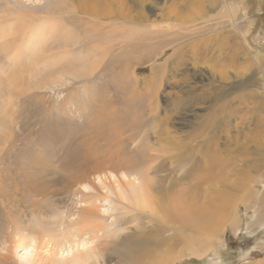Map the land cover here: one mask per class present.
<instances>
[{
	"label": "rangeland",
	"instance_id": "rangeland-1",
	"mask_svg": "<svg viewBox=\"0 0 264 264\" xmlns=\"http://www.w3.org/2000/svg\"><path fill=\"white\" fill-rule=\"evenodd\" d=\"M18 1L20 5L21 2L32 5L40 0ZM16 4L17 0H0V29L12 24L19 27L24 22L16 19ZM242 6L248 14L246 20H240L241 24L249 21V25L243 28L240 26L241 31L230 25L228 14L224 16L220 13L217 16L215 12L207 10L208 18H213L209 23L219 22L215 30L216 39L210 42V38L207 43L212 48L207 60L196 59L191 53L183 52V59H176L171 56L173 49L170 48L165 53L152 56L150 61H145L148 59L145 51L131 50L119 38L116 41L123 47L117 43L107 55L65 47V39L54 41L51 48L46 46L43 49L41 45L25 47L36 24L28 28V35L21 39L24 42L19 40L18 45L12 42L8 51L5 44L12 38L15 40L19 31L14 28L9 39L0 38V176L4 180L0 181V186H9L8 176L15 171L7 155L4 156V153H10L12 149L27 151L30 158L31 155L38 156L34 151L39 150V157L50 159L53 169L60 170L55 155V151L59 150L56 149L59 146L57 136L62 133L71 135L81 129L85 120L89 119V113L102 109L100 103L104 102L119 109L122 107L120 112L125 111L128 117L137 115L141 119L154 118L156 122H168L166 127L170 134L159 145L166 149V153H159L165 158V162L161 163L164 169L152 174L154 181L176 167L185 156L201 154L204 161L210 158L214 161L216 158L213 165L208 162L209 169L201 174V182L195 176L180 179L172 192H199L205 203H218L223 195L228 201L236 198L230 209L238 230L228 223L222 231V244L216 245L217 239L214 237H205L208 243L204 245V251L207 250L203 254L185 255L171 264H249L263 258L264 221L258 219V212L253 207H247L244 195L249 189L252 190L255 201L264 192V151L258 147L264 145V102L260 101L264 99V0H244ZM161 7L160 4L157 9H153L152 14H149L150 19H156L161 14ZM235 12L240 14V10ZM193 24V29L202 26L204 31L210 27L207 21ZM188 30L191 31L192 27ZM207 31L202 36H190L186 41L194 42L215 33ZM244 34L250 47L246 57L242 39ZM18 50L20 55L17 57ZM85 61H90V68L83 66ZM165 62L166 65L160 66L157 74L161 82L150 85L151 65ZM95 63L96 69L92 67ZM123 66L125 72L120 73ZM134 67L137 70L133 75ZM13 75L17 82L8 81ZM249 75L259 77L260 83L240 86L239 82ZM188 92L193 93L195 98L186 100L184 96ZM203 95L206 97L202 98ZM213 118H218L220 124L216 128L205 126L206 136L198 138L203 124ZM66 119L71 120L64 121ZM144 127L139 126L138 130ZM212 135H218L217 155H214L216 145L210 143ZM50 137L55 140H50ZM200 146L202 153L194 150ZM45 174L42 182L47 184L40 194L36 192V196L22 198V186L19 184L17 194L14 193V200L22 199L19 204L11 203L8 198L9 201H4L6 205H2L0 198V264L6 259V264H37L42 255L50 259L46 248L48 237L44 234H60L69 224L72 214L77 215L80 211L82 198L77 187L68 196L63 191L64 183L59 177L51 172ZM33 201L37 206H33ZM99 205V211L106 217V224H113L112 228L120 230L123 236L129 234L130 230L126 227L134 224L118 225L120 221H116L117 215L122 210L117 202L104 198ZM143 214L146 215L143 218L146 233L165 222L163 212L157 206L153 211ZM165 225L176 229L179 223L170 221ZM33 234H41L42 237L40 235L38 239ZM21 236H27L28 240L18 243ZM30 236L45 243L41 242L43 245L32 250ZM84 237L82 240L86 243L89 239ZM95 240L90 238L91 246H94ZM83 242L79 245L82 246ZM65 243L59 256L77 249V243L70 244L67 240ZM34 253L37 255L36 260H33ZM107 255L101 256V263L121 264L117 254H112L113 257L109 253Z\"/></svg>",
	"mask_w": 264,
	"mask_h": 264
},
{
	"label": "bare ground",
	"instance_id": "bare-ground-1",
	"mask_svg": "<svg viewBox=\"0 0 264 264\" xmlns=\"http://www.w3.org/2000/svg\"><path fill=\"white\" fill-rule=\"evenodd\" d=\"M41 1L33 2L32 5L21 2L20 5L17 0L18 12L15 16L17 20L24 22L19 27L12 24L0 29V38L8 37V39L14 28L19 31L15 40L12 38L5 44L7 51L12 42L13 45H18L19 40L24 39L27 34L28 28L36 24L29 37L27 36L29 40H26L25 47L41 45L43 49L46 46L51 48L54 41L59 42V39H65L63 40L66 42V44L64 42L65 47L70 46L72 49H81V51L92 50L96 54L107 55L120 39L131 50L145 51L146 58H148L145 61L151 60L152 56L156 57L157 54L165 53L170 48L173 49L171 56L176 59L182 60L181 53L183 52V54L191 53L196 59L198 57L207 60L206 58H209L212 51L207 43L210 38V42L216 39L217 31L215 30L219 24L218 21L209 23L213 18H208L207 10L215 12L217 16L220 13L224 16L228 14L230 25L236 30H240V26L243 28L244 25H249V21L246 24H241L240 21L247 19L248 14L247 10L242 8L244 0H222L221 2L220 0H43L42 3ZM170 2L171 4H168ZM160 4L162 5L161 14L157 15L156 19H150L149 14H152L153 9H157ZM235 10H240V14H236ZM36 13L38 15H35ZM206 21L210 24L208 31L206 29L204 31L202 26L193 29V23ZM190 27L193 31L188 30ZM206 31L215 33L195 39L194 42L186 41L188 37L201 35ZM242 39L245 44L246 54L244 56L246 57L250 47L245 34L242 35ZM21 41L24 42V40ZM199 46L202 51H199ZM120 47L123 46L120 45ZM19 53L18 50L17 57ZM166 63L151 65L150 85L161 82L157 74L160 66L164 67ZM95 65L96 63L92 67L96 69ZM83 66L90 68V61L83 62ZM125 69L123 66L120 73L125 72ZM136 70L137 67H134L133 75ZM259 79L255 75H249L239 83L240 86L243 84L251 86L252 83L258 85ZM10 80L12 83L17 82L14 75L9 77L8 81ZM186 95L184 97L188 101L195 98L193 93L188 92ZM204 95L202 98L206 97ZM260 101L263 103L264 99ZM101 105H103L102 109L89 113L90 117L87 120L84 119L85 122L81 129L71 135L62 133L59 137L57 136L59 146L56 149L59 150L55 151V155L60 170L59 168L58 170L53 169L50 159L39 157V150L34 151L38 156L31 155V158L27 151L19 149L4 153L15 171L8 176L10 177L9 186L6 187L7 184L0 186L2 205H6L8 198L14 204L21 202L22 199L14 200V193L19 190V184L22 186V198H29L36 192L40 194L47 184L42 182L47 172L54 173L63 181L64 189H62L68 196L73 193L75 187H77L78 194L81 193L82 207L77 215L72 214L66 228L60 234H44L48 237L46 248L50 259H45L43 255L39 256L40 260L37 264H96L101 263V256H106L108 253L111 257H113L112 254H117L121 264H171L185 255L203 254L207 250L204 251V245L208 243L205 237H214L217 239L216 245L222 244L224 237L222 231L228 223L233 229L238 230L230 209L236 198L228 201L223 195L218 203H205L199 192L190 190L172 192L180 179L195 176L199 178L200 183L201 174L209 169V163L214 164L216 158L214 161L212 158L204 161L201 154L185 156L176 167L169 169L167 174L160 175L159 179L154 181L152 174L164 169L162 164L165 158L159 153H166V149L165 146L159 147V145L170 134L166 127L168 122L166 120L156 122L154 118L141 119L137 115L128 117L125 111L120 112L123 110L122 107L119 109L104 102L100 103ZM70 120L64 121L69 122ZM219 124L218 118H213L207 124H203L197 137L206 136L205 126L216 128ZM139 126L145 127L138 130ZM44 136L49 138L47 135ZM217 137L218 135L210 137L211 145H216L214 155L219 153ZM50 138V140L54 139ZM258 147L262 152L264 151V145L260 144ZM194 150L202 153L201 146ZM158 161H160L159 164H156ZM0 181H4L2 176H0ZM244 196H246L247 207H253L258 212V219L264 221V192L255 201L253 200L255 195L250 189ZM104 198L111 199L117 202L119 207L121 206L122 211L116 219L117 222L120 221L119 226L134 224L126 227L130 230V232L127 230L129 234L123 236L120 230L112 228L113 224L105 223L106 217L99 211V202ZM33 206H37L34 201ZM156 206L163 212L162 218L166 223L163 222V225L154 230L149 229L150 231L146 233V225L143 222L146 215L143 213L153 211ZM19 207L21 208L20 205ZM170 221H178L179 226L174 229L173 226L165 225ZM169 231L171 232L166 234ZM188 231L191 232L187 233ZM40 235H37L38 239ZM34 236H30L29 239L32 241V250L45 243L43 240L37 241ZM84 236L89 239L86 243L82 240ZM90 238L97 240L94 241V246H91ZM25 240H28L27 236H21L18 243H23ZM66 240L70 244L77 243V249H73L65 256H59V251ZM80 242H83L82 246L79 245ZM18 243L16 247L19 246ZM178 247L179 249L176 250ZM32 250L29 252H33ZM36 256L34 253L33 260H36ZM6 260L1 261V264H6ZM249 264H264V257Z\"/></svg>",
	"mask_w": 264,
	"mask_h": 264
}]
</instances>
